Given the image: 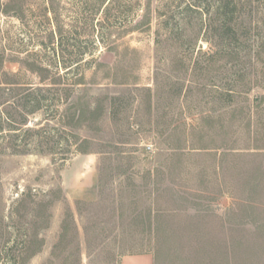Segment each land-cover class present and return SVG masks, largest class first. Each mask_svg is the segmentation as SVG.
I'll return each mask as SVG.
<instances>
[{"label": "rangeland", "instance_id": "1", "mask_svg": "<svg viewBox=\"0 0 264 264\" xmlns=\"http://www.w3.org/2000/svg\"><path fill=\"white\" fill-rule=\"evenodd\" d=\"M60 1L75 36L106 39L76 71L39 32L43 0L0 11V264H264V72L196 66L189 16L158 42L159 0L123 27Z\"/></svg>", "mask_w": 264, "mask_h": 264}, {"label": "trees", "instance_id": "2", "mask_svg": "<svg viewBox=\"0 0 264 264\" xmlns=\"http://www.w3.org/2000/svg\"><path fill=\"white\" fill-rule=\"evenodd\" d=\"M43 1L45 4L43 16L51 25V29L46 31L40 26L39 32L47 33L51 44L56 43L54 52L59 58L61 57L58 61L60 68L68 71L79 70L87 62L85 57L88 53L92 54L94 46L105 42V36L102 34L99 38L98 35L96 40L90 37L86 40L80 39L75 35L78 24L84 22L81 12L74 18L78 24L67 25L62 19L61 1ZM98 1L100 7L95 9L93 13L95 16L102 11L107 17L112 9L117 10L118 20L124 19L122 17L125 16L126 20L120 21L119 25L115 24L118 27L126 26L128 18L136 14L138 9L143 10L142 6H144L140 0ZM24 10V0H0V11L3 13L14 12L15 16L23 18ZM156 15L158 42L163 37L181 42L182 33L178 31V23H173L177 17L185 20L189 16L190 19L197 20V24L203 28L201 39L209 45V49L202 51L207 63L198 61L196 66L218 70L227 67L247 73L264 72V0H159ZM144 17L148 18L147 25L150 26V17L148 15ZM73 32L75 34L72 39L70 35ZM42 44L46 45V41L42 40ZM1 61L2 59L0 63ZM42 70H47V67H39V71ZM33 99L36 102L35 106H40V99L38 97ZM2 120L0 115V133ZM87 143H89L87 139L80 141L78 150L85 151Z\"/></svg>", "mask_w": 264, "mask_h": 264}, {"label": "crops", "instance_id": "3", "mask_svg": "<svg viewBox=\"0 0 264 264\" xmlns=\"http://www.w3.org/2000/svg\"><path fill=\"white\" fill-rule=\"evenodd\" d=\"M120 264H153V257L149 253L125 255Z\"/></svg>", "mask_w": 264, "mask_h": 264}]
</instances>
